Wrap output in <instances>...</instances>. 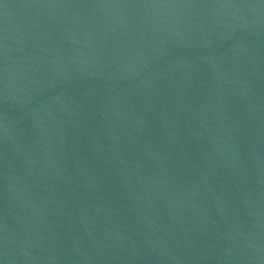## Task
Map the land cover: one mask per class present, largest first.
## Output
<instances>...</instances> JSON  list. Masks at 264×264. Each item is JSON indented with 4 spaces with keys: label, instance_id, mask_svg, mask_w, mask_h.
Returning <instances> with one entry per match:
<instances>
[{
    "label": "water",
    "instance_id": "water-1",
    "mask_svg": "<svg viewBox=\"0 0 264 264\" xmlns=\"http://www.w3.org/2000/svg\"><path fill=\"white\" fill-rule=\"evenodd\" d=\"M0 264H264V0H0Z\"/></svg>",
    "mask_w": 264,
    "mask_h": 264
}]
</instances>
